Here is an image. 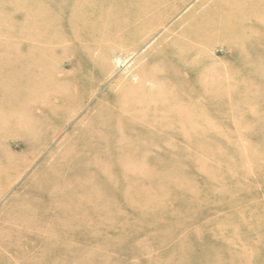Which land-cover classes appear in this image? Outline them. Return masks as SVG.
Wrapping results in <instances>:
<instances>
[{"label": "rangeland", "instance_id": "1", "mask_svg": "<svg viewBox=\"0 0 264 264\" xmlns=\"http://www.w3.org/2000/svg\"><path fill=\"white\" fill-rule=\"evenodd\" d=\"M149 1L0 0V85L15 75L12 95L0 86V264H264V2L158 0L147 20ZM75 5L90 16L73 22ZM205 11L240 24L244 43L198 47L210 31L187 33L207 27ZM144 65L166 78L128 87ZM110 110L137 138L105 148L116 160L102 172L87 144ZM163 130L185 137L179 160L141 148L149 136L180 144Z\"/></svg>", "mask_w": 264, "mask_h": 264}, {"label": "bare ground", "instance_id": "2", "mask_svg": "<svg viewBox=\"0 0 264 264\" xmlns=\"http://www.w3.org/2000/svg\"><path fill=\"white\" fill-rule=\"evenodd\" d=\"M150 1L148 2V4L146 3L144 5L143 9H141L143 17L145 19L148 18L147 20H151V19L153 20L154 18H159L160 19L159 9L162 6V2L159 3L158 0H150ZM229 1L231 3H233L234 5H237L239 1H243V0H229ZM263 2H264V0H263ZM214 6L215 7L216 6L219 7L220 3L216 2L214 4ZM73 8L77 12H83L88 7L87 8H83L82 6L80 7V5H75ZM256 8L258 9L257 5H253L252 7L249 6L248 8H244L243 10H241L243 12V13L240 14V16L243 15V17H240V20L242 19L241 23L243 22L244 19L249 17L248 15H249L250 11L251 12L255 11ZM88 12H90V11H88ZM88 12H83L82 15H74V16L71 17V19H72L73 22H79V20L82 17L88 18L90 16ZM90 14H91V16L104 15L101 12H98V13L97 12H95V13L91 12ZM213 15H214V13L212 14V13L208 12L206 14V11L202 12L198 17L195 18V20L197 21L196 23L199 26H200L201 23H204V24L207 25V27H203V28L200 27L201 29H198L197 31L195 30V31H191V32L187 33L188 35H191L192 38H194L195 34L203 33V31L206 32L207 30L210 31V34L206 35L205 32H204L205 35H200V38L198 37L199 41H201V42L195 41V43L196 42L199 43L198 47H201L200 43H203V44H206V45H217V44H219L221 42L236 41V40L239 41L240 43H244V38L239 35V29L241 30L240 24H238L236 22H233L231 26H227V27H219L217 25L215 26V25H213V20L215 19ZM244 17H246V18H244ZM207 22L210 23V24H208ZM127 24H128V22H127ZM43 27L49 28L51 26L46 24V23H43ZM253 27H254V25L251 24L250 28H253ZM182 35H183L184 39L181 38L180 39L181 40L180 43L185 46V37H186L185 36L186 35L185 34V30L182 31ZM187 37L189 38V36H187ZM58 38L59 37H57L56 39H58ZM118 39L119 40H123L122 37H119ZM190 43H192V42L190 41ZM121 47H123V44H120L119 48H121ZM195 47H197V46H195ZM160 55H163V53H160V54L158 53V56H160ZM158 56H156L155 58H157ZM175 64H177L180 67V69H182L185 66V60H183L182 62H177ZM175 64H173V65L175 66ZM145 65L139 71H137L135 73L138 76L137 79L135 78L136 79V83L132 82L133 81L132 80V81H130L128 87H135V86H137L139 84V82L140 83L144 82L147 79H149L150 81H161V80L166 78V77H163V75H161V74H158V75L154 74L152 76L149 74L147 76L146 74H144ZM177 65L175 66L176 68H178ZM163 73H164V71H163ZM143 75H146L147 77H142ZM13 77H15V75H13L11 73H7L6 77L3 78L4 83L2 85H0L1 87H3V88H1V90L4 91L3 94H2V98L4 96L12 95V91L9 90L8 87H9V84H10L11 79ZM167 77H169V76L167 75ZM172 77L174 78V80L177 79V78H175L174 74H172ZM27 81L33 82V79H27ZM164 81H167V80H164ZM35 82H36V80H35ZM167 82L169 83V80ZM171 82H172L171 85H168V84H166V85H168L170 87H173V86L176 87L178 89V91H179L178 94H177L178 97L183 99V100H185V83L183 84L180 81L179 82L171 81ZM130 84H132V85H130ZM124 90L125 89L121 90V96L120 97L125 95V91ZM114 99H116V95H115ZM141 103L142 102H138V101H136L135 103H130L128 105V108L138 114V113L142 112L141 108H143V106L140 105ZM164 105H165V103H164ZM165 108H166V105L164 106V110H165ZM176 110H177V113L179 114V118H180L181 122H183L182 125L185 126V113H184L183 109L181 107H179ZM171 111L172 110L169 109V108L166 109V112H171ZM97 118L100 121L101 130L98 132L97 137H96V139L98 141H94V140H89L88 141L87 145H91L92 146V151L90 153L91 157H90V159L88 161H90L92 164L97 166L102 172H107V171H109L108 170L109 163L113 162L114 160H116V157L113 158V157L106 156L105 153L103 152V150L105 148H107V149H117L119 152H122L123 150L130 149L132 147V145L134 144V140L133 139H135L137 137L124 124V120L125 119H129V116L127 114H124V111H121V112L120 111L119 112H115V111H112V110H110L109 112L105 111V112H103L101 114L100 117H97ZM118 118H119V120H118ZM149 120L152 123L156 124V121H155L156 118L151 117ZM162 123H163V121H162ZM176 134H178V133L170 131V130H163L162 136H161V138L159 140L166 142V141H168L169 138L175 136V137H178V138L181 139L180 144L175 142L173 139H170L169 140L170 142H169L168 146H167V144H165L164 146H161V145H158L155 141L150 140V136H149L145 141L142 142L143 146H141V148L145 149L147 151H150L152 159H155V160L159 159L161 161L174 162L176 160H179V157H176L177 154H172L173 148L178 149V151H180V152H182V150H184V148H185V137L181 136V135H176ZM144 135H145V133H144ZM98 136H100V137H98ZM95 151H98V153L93 154V152H95ZM100 191H101V189H97L95 191V195L98 196ZM95 198L97 199L98 197H95ZM87 199L89 200V197ZM92 199L94 200V197ZM75 200H77V199H75ZM88 202H90V201H88ZM81 203H82V201L79 202L78 204H76L75 206L79 207V206H81Z\"/></svg>", "mask_w": 264, "mask_h": 264}]
</instances>
